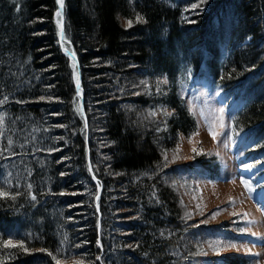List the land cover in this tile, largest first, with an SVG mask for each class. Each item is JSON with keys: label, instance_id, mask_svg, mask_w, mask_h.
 I'll return each mask as SVG.
<instances>
[{"label": "trees", "instance_id": "obj_1", "mask_svg": "<svg viewBox=\"0 0 264 264\" xmlns=\"http://www.w3.org/2000/svg\"><path fill=\"white\" fill-rule=\"evenodd\" d=\"M58 8L0 0V264H251L176 190L217 159L167 154L196 126L180 82H207L264 187V0H65L62 41Z\"/></svg>", "mask_w": 264, "mask_h": 264}, {"label": "rangeland", "instance_id": "obj_2", "mask_svg": "<svg viewBox=\"0 0 264 264\" xmlns=\"http://www.w3.org/2000/svg\"><path fill=\"white\" fill-rule=\"evenodd\" d=\"M190 78L180 82L179 92L196 126L193 132L178 135L167 161L171 165L186 164L206 155L217 159L221 174L209 180L185 168L175 179L176 190L201 223L225 224L242 234L235 247L216 241V250L249 254L253 257L251 264H264V187L254 180L253 166L246 159L250 145L235 126L233 102L207 82L195 85Z\"/></svg>", "mask_w": 264, "mask_h": 264}, {"label": "snow or ice", "instance_id": "obj_3", "mask_svg": "<svg viewBox=\"0 0 264 264\" xmlns=\"http://www.w3.org/2000/svg\"><path fill=\"white\" fill-rule=\"evenodd\" d=\"M201 2H204V0H201ZM56 3L58 4L59 8L58 10L56 11L55 15L56 17L58 18L57 20V24H58V27L60 29V36H61V39H64V31H63V9H64V5H65V0H56ZM145 22L144 21V18L142 16H140L139 14L136 16V23H143ZM127 25L128 27H132L133 25V21L132 20H128L127 21ZM70 55V58H74L75 57V53L74 52H71L69 53ZM73 69H74V73H75V79H76V84H77V89H78V95L80 94V89H79V76H78V71H76V65L73 64ZM5 100H7V97L4 98ZM0 103H3V101H0ZM77 111H82V108L78 107L77 108ZM0 123H2V118H0ZM212 138L215 139V134L213 133L212 134ZM89 170L91 171V166H89ZM6 195V193L4 192H0V197H4ZM33 199H35V197L33 196L32 197ZM98 199V198H97ZM4 247H19L21 249H24L25 251H27L24 243H20V244H13V242L11 240H7L4 242ZM211 247V245H210ZM225 247H235V245H226ZM50 256L52 255V253H48ZM53 259H56L54 256H53ZM56 264H60V261L57 260L56 261Z\"/></svg>", "mask_w": 264, "mask_h": 264}]
</instances>
